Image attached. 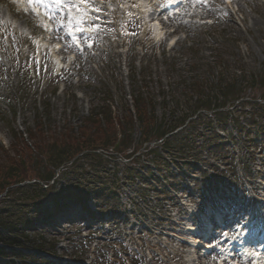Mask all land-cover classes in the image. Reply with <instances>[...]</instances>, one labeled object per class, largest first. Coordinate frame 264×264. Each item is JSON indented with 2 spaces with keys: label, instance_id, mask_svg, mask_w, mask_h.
Segmentation results:
<instances>
[{
  "label": "rangeland",
  "instance_id": "obj_1",
  "mask_svg": "<svg viewBox=\"0 0 264 264\" xmlns=\"http://www.w3.org/2000/svg\"><path fill=\"white\" fill-rule=\"evenodd\" d=\"M64 3L80 7L58 9L45 31L38 25L48 21L34 15L28 3L25 11L13 0H0V146L10 147L12 126L25 132L37 113L56 128L78 126L107 90L114 112L120 113L119 98L131 101L135 87L154 97L163 116L168 101L177 105V91L191 80L215 87L219 73L241 75L264 67V0H194L175 19L153 14L166 0H96L101 10L95 16L82 0ZM85 8L90 20L98 17L97 28L82 23V32L77 12ZM40 44L45 46L39 55ZM52 54L63 66L50 60ZM43 58V65H36ZM247 89L246 98L235 103L239 111L230 110L234 121L221 116L228 131L219 130L231 133L223 146L211 144L213 133L204 134L206 124L199 125L204 135L192 140L190 165L172 167L178 183L170 180L160 188L152 182L146 189L143 182L127 184L104 212L94 194L88 210L69 203L36 223L55 255L18 250L0 257V264H80L73 261L77 258L86 264H235L224 261L230 249L237 254L247 242L250 253L258 250L264 241V132L256 144L245 126L257 120L255 103L263 91ZM43 95L50 99L47 110ZM193 163L204 173L195 174ZM45 205L53 208L51 202ZM208 220L214 227L204 238ZM208 242L212 249L201 254L196 245Z\"/></svg>",
  "mask_w": 264,
  "mask_h": 264
},
{
  "label": "trees",
  "instance_id": "obj_2",
  "mask_svg": "<svg viewBox=\"0 0 264 264\" xmlns=\"http://www.w3.org/2000/svg\"><path fill=\"white\" fill-rule=\"evenodd\" d=\"M228 75L219 73L215 87L199 79L182 85L177 91L181 101L176 105L169 100L163 116H159L154 97L134 87V111L129 100L121 97L115 106L120 113L114 112L111 91L105 90L104 100L81 116L78 126L70 123L56 128L39 113L34 125L26 127L27 135L12 126L10 147L0 146V257L15 256L18 247L53 252L42 242L46 238L36 230V223L69 203L88 210L90 194L104 212L112 209L110 202L119 199V190L127 184L143 182L145 189L152 182L160 188L170 180L176 184L172 167L181 170L182 165H190L189 151L197 134L210 131L211 144L216 146L230 139L231 133L222 134L221 130L228 131L222 117L234 121L230 110L246 97L243 93L248 87L263 91L255 103L259 124L256 120L245 126L247 135H254L258 143V134L264 132V67L260 72ZM21 100L25 101L23 95ZM42 102L47 110L50 101L42 97ZM14 114L15 110L16 119ZM200 124H206L204 134ZM196 157L202 160L200 153ZM193 166L195 174L204 173ZM49 202L53 208L45 205Z\"/></svg>",
  "mask_w": 264,
  "mask_h": 264
},
{
  "label": "snow or ice",
  "instance_id": "obj_3",
  "mask_svg": "<svg viewBox=\"0 0 264 264\" xmlns=\"http://www.w3.org/2000/svg\"><path fill=\"white\" fill-rule=\"evenodd\" d=\"M27 3L29 4L30 10L34 15H36L38 18L41 17V15H43V18L48 21V23L46 24L38 25V27H43L45 31L49 30L48 24L56 19V12L58 9H65V8H70V7H74V8L80 7L79 5L69 6L64 3V0H56L55 7H52V8L49 7V4L46 2V0H27ZM82 3L90 5L93 16H95V14L101 10L100 8L97 7L96 0H82ZM40 8L44 9L43 14L37 11V9H40ZM28 10L29 8L25 9V11H28ZM87 12H88L87 8L83 9V11L77 12V15L80 16V19L76 21V27L79 28V30L82 32L84 31V28H80V24L82 23L86 24L88 28L90 29L95 30L97 28L96 19H98V17H96V19L90 20L89 17L85 15V13ZM92 34H94V32L89 33V37H88L89 39ZM88 46L91 47L92 45L89 44Z\"/></svg>",
  "mask_w": 264,
  "mask_h": 264
},
{
  "label": "bare ground",
  "instance_id": "obj_4",
  "mask_svg": "<svg viewBox=\"0 0 264 264\" xmlns=\"http://www.w3.org/2000/svg\"><path fill=\"white\" fill-rule=\"evenodd\" d=\"M181 0H172V2H180ZM150 7V6H149ZM160 9L161 8H159V10L158 11H156L155 13H153L154 15L156 14V16L155 17H157V15L158 16H161V15H159V14H161V13H159V14H157L159 11H160ZM156 10V9H155ZM166 14V13H165ZM212 226V222L211 221H208L207 222V230L209 231V228ZM205 233L207 234L208 232L207 231H205ZM250 233V232H249ZM245 240H248L246 237H245ZM242 241H244V240H242ZM241 246H243L242 247V252H243V255H244V259L246 260L247 258H248V254H249V252H248V248H249V245H247V247L245 246V242H243L242 244H241ZM255 256H256V254H255ZM260 262H262L261 261V259H258V258H256L255 257V260H254V263L255 264H259Z\"/></svg>",
  "mask_w": 264,
  "mask_h": 264
}]
</instances>
